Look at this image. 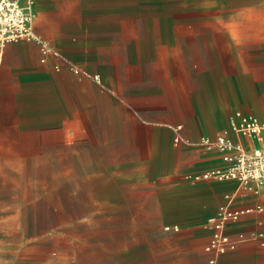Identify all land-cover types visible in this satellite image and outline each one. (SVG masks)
Listing matches in <instances>:
<instances>
[{
  "label": "crops",
  "instance_id": "obj_1",
  "mask_svg": "<svg viewBox=\"0 0 264 264\" xmlns=\"http://www.w3.org/2000/svg\"><path fill=\"white\" fill-rule=\"evenodd\" d=\"M33 1L35 33L51 50L44 54L36 40L0 47L3 156L36 157L43 149L94 156L104 166L100 171L113 168L118 188L136 182L155 187L162 219L178 223L181 234L199 237L207 258L211 231L205 223L224 199L232 196L235 208L264 201L246 190L238 193L234 180L190 182L226 165L219 152L198 146L201 136L229 128L236 111L264 123L261 112L240 108L252 92L264 93V0ZM220 12L231 16L203 17ZM199 27L226 29L225 42L221 53L212 51L213 68L186 72V30ZM224 53L230 54L226 69ZM171 62H178L176 72ZM238 232L248 239L217 264H264V239L250 237L264 234V212L231 225L230 234Z\"/></svg>",
  "mask_w": 264,
  "mask_h": 264
},
{
  "label": "rangeland",
  "instance_id": "obj_2",
  "mask_svg": "<svg viewBox=\"0 0 264 264\" xmlns=\"http://www.w3.org/2000/svg\"><path fill=\"white\" fill-rule=\"evenodd\" d=\"M217 1L225 5L232 0ZM209 14L231 16L220 12L203 17L210 19ZM226 31L187 29V60L181 68H213L212 51L221 53ZM220 55L226 69L230 54ZM171 63L176 72L178 62ZM251 97L241 99L240 108L264 116V93L252 92ZM39 152L41 156L11 158L0 150V264H209L199 237L181 234L178 223L162 219L156 202L161 193L155 187L136 182L118 188L113 168L100 171L104 166L94 156ZM232 200L227 196L223 202Z\"/></svg>",
  "mask_w": 264,
  "mask_h": 264
},
{
  "label": "built area",
  "instance_id": "obj_3",
  "mask_svg": "<svg viewBox=\"0 0 264 264\" xmlns=\"http://www.w3.org/2000/svg\"><path fill=\"white\" fill-rule=\"evenodd\" d=\"M36 12L33 0H0V47L7 42L36 40L41 44L44 54L50 52V45L35 33ZM182 127L179 126L178 129ZM244 138L258 143L256 148H247L235 138ZM182 139L176 136L175 142ZM198 146L219 152L223 168H215L195 176L196 180H234L240 188L264 197V123L253 114L236 111L230 117L229 128L221 130L214 137L203 135ZM264 212V201L253 206L235 208L231 203L218 207L207 222L210 240L205 247L209 264H217L223 254L235 250L239 243L245 242L249 235L238 232L230 234V227L243 217ZM251 238L263 240L264 234L252 232Z\"/></svg>",
  "mask_w": 264,
  "mask_h": 264
}]
</instances>
